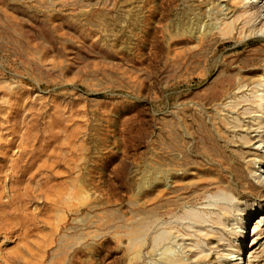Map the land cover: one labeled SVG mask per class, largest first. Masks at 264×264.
Masks as SVG:
<instances>
[{
	"label": "rangeland",
	"instance_id": "rangeland-1",
	"mask_svg": "<svg viewBox=\"0 0 264 264\" xmlns=\"http://www.w3.org/2000/svg\"><path fill=\"white\" fill-rule=\"evenodd\" d=\"M263 18L0 0V264H264Z\"/></svg>",
	"mask_w": 264,
	"mask_h": 264
},
{
	"label": "bare ground",
	"instance_id": "bare-ground-1",
	"mask_svg": "<svg viewBox=\"0 0 264 264\" xmlns=\"http://www.w3.org/2000/svg\"><path fill=\"white\" fill-rule=\"evenodd\" d=\"M244 9V8H243ZM242 14L243 15H240V17H243L244 16V22H243V26H241L242 27V29H243V27L245 26V25H248V24H250V25H252V27H254V16H252V15H250V14H247V10H243V12H242ZM238 19V18H237ZM264 19V18H263ZM219 21V20H218ZM193 25V24H192ZM194 26V25H193ZM202 28V27H201ZM250 28V27H249ZM235 29V24H234V21H228V20H226L225 19V17L224 18H221L220 19V21L219 22H217V20H216V23H214L213 25H211L210 27H209V29H208V33H210L212 30H216L215 31V33L216 34H218L220 37H223V38H228V37H230L231 36V34H232V32H233V30ZM254 29V28H253ZM250 31H251V29H250ZM249 31V32H250ZM262 31H261V29L258 31V32H256V33H254V30H252L251 32H250V34H253V35H258L257 33H259V35H260V33H261ZM252 36V35H251ZM251 71L252 70H250L249 72L251 73ZM239 79V78H238ZM241 79L243 80V81H245L244 79H243V77H241ZM262 83L260 84V88L257 90V95H256V99H254V101H250V106L251 107H253L252 105H256L255 106V108L257 107V109L259 108L261 111H264V79H262V81H261ZM241 83H243V82H241ZM245 85L244 84H242V86L240 87V88H242V87H244ZM239 88V89H240ZM254 97V96H253ZM234 99V98H233ZM247 108V107H246ZM250 108V107H249ZM254 108V109H255ZM249 110H246V112L247 113H249L248 112ZM264 113H262L261 114V122L259 123L260 125L264 122ZM234 119V118H233ZM236 120H237V118H235ZM236 123H239V122H236ZM241 123V122H240ZM256 124V123H255ZM259 125V129L261 128V126ZM249 126V125H248ZM263 126V125H262ZM230 127V126H229ZM231 127H232V129H233V125H231ZM241 127H242V125H241ZM250 127V126H249ZM234 128H236L235 126H234ZM239 128V127H238ZM246 128V127H245ZM243 129V128H242ZM250 129V128H249ZM244 130H246V129H244ZM234 131V130H233ZM232 133V132H231ZM248 133V132H247ZM246 133V134H247ZM236 135V134H235ZM233 136H234V134H233ZM259 140V139H258ZM263 140V139H262ZM252 140H247V142L245 143V144H248L249 142H251ZM241 142V141H240ZM264 142H262V141H260L259 142V145L257 146V147H255L254 148V150H258L260 147L261 148H264V144H263ZM251 144V143H250ZM249 144V145H250ZM246 146V145H245ZM253 154V153H252ZM246 158V157H245ZM244 158V159H245ZM248 160V159H247ZM250 162V161H249ZM246 164V163H245ZM250 167V166H249ZM260 167H262V166H260ZM249 169H247V171H248ZM251 173L253 172L252 170L250 171ZM262 174H264V171L262 170V171H260ZM260 172H258V176L256 177V179H257V182H259L260 184H264V176L260 173ZM222 208H224V207H222ZM222 208H220V211H221V209ZM219 209V208H218ZM223 211H225L224 209H222ZM227 211V210H226ZM212 214V213H211ZM214 214V213H213ZM216 214V213H215ZM214 214V216H216ZM221 214V213H220ZM219 216V215H218ZM209 217V216H208ZM221 218V217H220ZM198 219H200V217H198ZM197 219V220H198ZM203 219V218H202ZM209 219V218H208ZM215 219H216V221H215ZM215 219H213V221L214 222H217V218H215ZM211 220V219H210ZM201 222V221H200ZM205 222H207V221H205ZM202 223V222H201ZM221 223V222H220ZM220 225V224H219ZM216 226H217V224H216ZM211 227V226H210ZM212 228V227H211ZM161 239H162V237H161ZM196 256V255H195ZM168 257V256H167ZM180 257V256H179ZM178 257V258H179ZM169 259V258H168ZM179 260V259H178ZM169 261V260H168ZM171 262V261H170ZM167 264V263H166ZM169 264V263H168Z\"/></svg>",
	"mask_w": 264,
	"mask_h": 264
}]
</instances>
